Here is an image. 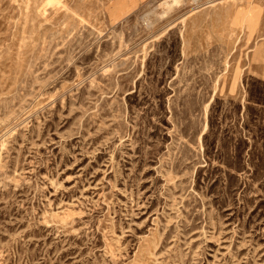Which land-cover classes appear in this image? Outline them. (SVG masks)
I'll use <instances>...</instances> for the list:
<instances>
[{"label": "rangeland", "instance_id": "rangeland-1", "mask_svg": "<svg viewBox=\"0 0 264 264\" xmlns=\"http://www.w3.org/2000/svg\"><path fill=\"white\" fill-rule=\"evenodd\" d=\"M0 264H264V0H0Z\"/></svg>", "mask_w": 264, "mask_h": 264}, {"label": "bare ground", "instance_id": "bare-ground-1", "mask_svg": "<svg viewBox=\"0 0 264 264\" xmlns=\"http://www.w3.org/2000/svg\"><path fill=\"white\" fill-rule=\"evenodd\" d=\"M174 5H178L182 0H172ZM168 6H171L167 3Z\"/></svg>", "mask_w": 264, "mask_h": 264}]
</instances>
